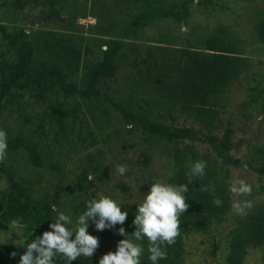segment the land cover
I'll use <instances>...</instances> for the list:
<instances>
[{
  "label": "rangeland",
  "instance_id": "rangeland-1",
  "mask_svg": "<svg viewBox=\"0 0 264 264\" xmlns=\"http://www.w3.org/2000/svg\"><path fill=\"white\" fill-rule=\"evenodd\" d=\"M181 1L166 3L178 8ZM143 10L146 6L132 8L126 0H29L20 9L15 8L13 0H0V24L9 30H26L41 46L35 64L49 49L57 52L61 62L47 84L26 92L21 107L28 117L22 118L16 105L0 111V130L7 138L14 132L33 134L43 141L53 160L63 162L65 171L61 177L51 168L33 167L25 153L10 149L7 143L4 166L0 168V212L11 182L31 186L36 197L52 206L50 224L63 212L72 221L67 226L76 227L86 201L100 195L112 198L121 205V211L127 212L123 225L103 231L89 221L87 231L98 237L99 247L91 257L81 255L77 260L115 252L118 241L125 238L118 233L120 227L128 233V239L142 247L140 258L150 255L147 237L136 241L126 224L133 223L137 205L143 202L150 185L157 181L169 184L180 153L187 157L207 153L223 162L219 150L210 143L198 139L167 141L149 133L144 121L130 119L129 113L116 105L156 118L159 114L155 110L151 114L142 99L149 93L155 61L164 54H180L184 48L200 46L201 38L218 29L235 39L250 59V66L223 92L220 120L212 133L230 143V149L225 150L232 158L226 163L230 184L239 178L252 186L246 198L231 193L232 203L252 201L247 214L264 202V173L258 171L264 168V158L255 154L256 148L264 145V44L256 29L264 16V0H190L179 20L158 18L136 23ZM117 41L122 44L125 59L114 75L100 80L98 96L84 98L61 88L62 78L76 83L79 89L86 88L89 67ZM15 57L16 48L0 34V61ZM165 122L173 130L192 126L200 135L208 133L176 110ZM120 165L127 168L123 175L116 170ZM246 214H236L231 208L208 230L183 234L179 257L175 252L171 256L181 264H230L229 244ZM19 224V228L10 224L0 229L1 244L25 249V239L31 242L40 236L36 225ZM242 264H264V246H248Z\"/></svg>",
  "mask_w": 264,
  "mask_h": 264
},
{
  "label": "trees",
  "instance_id": "trees-1",
  "mask_svg": "<svg viewBox=\"0 0 264 264\" xmlns=\"http://www.w3.org/2000/svg\"><path fill=\"white\" fill-rule=\"evenodd\" d=\"M29 0H13L15 8H23ZM132 7L146 6L140 11L136 23L146 22L158 18H173L179 20L183 12L187 11L190 0H182L175 6H169L166 0H126ZM258 39L264 44V16L256 25ZM0 34L16 48L15 58H4L0 61V111L9 105L19 107L21 117H28L21 107V102L28 90L43 87L48 83L52 74L57 70L59 56L53 49L45 54V58L35 64V54L42 51L41 46L34 43L29 32L24 29L9 30L7 25L0 24ZM47 51V50H46ZM125 59V52L121 42L108 45L101 60L92 64L86 73V88L79 89L77 84L62 78L61 88L71 95H80L91 98L100 94L99 82L102 78L110 77L121 67ZM250 66V59L243 55L240 46L230 34L224 30H215L212 34L201 38L200 46L184 48L180 54H164L155 61L149 79V93L143 102L151 108V114L156 111L160 117H147L132 111L128 106L118 105L128 112L130 119L137 117L144 121L146 130L167 141H181L198 139L210 143L219 150L220 162L211 154L193 153L187 157L180 153L176 157L175 168L169 184H186L189 191L185 194L189 204L185 213L181 214L180 234L175 243L164 246L170 257L158 260V264H181L171 256L179 257L182 251V235L191 230L206 231L214 221L223 220L232 208L230 182L226 163L232 161L225 150L230 149V143L222 141L212 133L218 126L223 92L243 74ZM155 110V111H154ZM179 111L200 125L208 133L200 135L194 127L171 129L165 122L172 117L174 111ZM154 111V112H153ZM62 128V126H61ZM63 129V128H62ZM10 149L21 150L26 154L28 163L37 168H51L63 177V162L53 160L45 150L44 143L33 134L14 132L7 138ZM258 157L264 158V145L255 150ZM197 161L206 162V176L202 180L188 183L191 165ZM4 163L0 161V168ZM264 173V168H258ZM86 176V175H85ZM215 185V192L201 190L203 185ZM214 197H219L223 204L216 207ZM53 208L34 195L29 185L21 187L11 182L3 195V208L0 212V229H6L12 220L19 218V223H31L40 229V236L49 230ZM133 232L135 225L126 222ZM230 251L227 261L230 264H242L247 254V247L264 246V202L248 212L241 220L238 229L230 241ZM26 249L0 243V264H19L20 255ZM16 252L12 257L10 254ZM149 255L140 258V264H152ZM101 257L86 258L71 261V264H99ZM53 264H68L62 254H57Z\"/></svg>",
  "mask_w": 264,
  "mask_h": 264
},
{
  "label": "clouds",
  "instance_id": "clouds-1",
  "mask_svg": "<svg viewBox=\"0 0 264 264\" xmlns=\"http://www.w3.org/2000/svg\"><path fill=\"white\" fill-rule=\"evenodd\" d=\"M6 150L7 135L5 131L0 130V161L6 158ZM206 166L205 161L192 164L188 183H193L194 179L197 181L204 179ZM116 170L123 175L127 168L120 165ZM201 190L214 193L215 185H203ZM188 191L186 184L172 185L157 181L150 185L143 202L136 204L137 210L133 220L135 231L132 232V236L136 241L147 237L150 253L148 259L152 264H158V260L166 259L164 246L174 244L180 234L179 217L189 207L185 197ZM229 191L238 197L246 198L251 195L252 186L238 178L230 184ZM213 204L220 207L223 201L219 197H214ZM252 206V201L243 199L234 201L232 209L236 214L244 215ZM126 218L127 212L121 211V205L112 198L100 195L98 199H90L86 201V210L78 217L76 227H68L67 225L72 224L70 217L60 212L49 225L51 230L44 231L42 236L36 237L31 242L25 239L26 251L20 255L19 264H53L57 254H62L68 264L81 255L91 257L99 247V240L98 237L88 233L89 221L94 222L98 231H103L114 228L117 224L123 225ZM11 226L14 229L19 228V218L12 220ZM73 233H75L74 239L71 238ZM118 233L125 238L118 241L115 252L109 251L103 254L99 264H140L142 247L127 238L128 233L123 227L118 229ZM10 255L15 257L17 253L12 252Z\"/></svg>",
  "mask_w": 264,
  "mask_h": 264
}]
</instances>
